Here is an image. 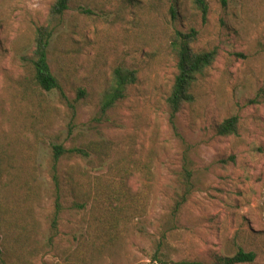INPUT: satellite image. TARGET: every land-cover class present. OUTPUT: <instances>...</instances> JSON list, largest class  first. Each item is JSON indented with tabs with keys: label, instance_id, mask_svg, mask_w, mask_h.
<instances>
[{
	"label": "rangeland",
	"instance_id": "374dc122",
	"mask_svg": "<svg viewBox=\"0 0 264 264\" xmlns=\"http://www.w3.org/2000/svg\"><path fill=\"white\" fill-rule=\"evenodd\" d=\"M90 1L92 15L75 5L50 48L73 117L58 92L36 87L24 61L54 0H0V264H151L181 193L183 147L166 105L177 27L196 29V49L219 54L197 102L178 116L193 147L195 191L170 237L173 261L232 255L237 243L264 255V0H207L206 24L192 0ZM121 66L137 69L138 82L100 121L101 97ZM233 116L239 137L218 136ZM56 145L88 153L65 160L62 173L74 170L91 200L76 211L66 194L54 235Z\"/></svg>",
	"mask_w": 264,
	"mask_h": 264
},
{
	"label": "trees",
	"instance_id": "16d2710c",
	"mask_svg": "<svg viewBox=\"0 0 264 264\" xmlns=\"http://www.w3.org/2000/svg\"><path fill=\"white\" fill-rule=\"evenodd\" d=\"M195 9L199 12L203 24L208 22L210 6L207 0H192ZM170 8L173 24L179 23L181 15L176 5ZM223 6H227L228 0H222ZM85 7L84 14L92 15L90 0H54L50 7L47 21L36 29L34 47L30 56L24 61L30 67L32 78L36 87L47 93L58 92L61 99L69 106L73 117L76 116V105L66 95L60 79L53 73L50 65V48L54 37L59 33L65 17L75 6ZM175 22V23H174ZM199 40V32L190 28L183 30L174 28L170 39V50L176 59V74L166 105L170 113V121L176 135L182 143L183 152L180 171L176 174V182L181 187V193L174 197L170 213L165 218L161 230L160 240L157 243L151 264H264V255L254 250H245L238 246L232 255H214L210 260H183L174 262V247L170 243V237L178 228L179 216L184 207L190 201L195 191L194 163L191 158L193 147L189 144L180 130H178V116L188 106L194 105L198 100V91L201 84L209 77L218 58V49L209 50L196 49ZM139 72L135 68L121 66L114 70L111 80L103 92L99 104V120H107L108 113L115 110L123 103L132 86L137 84ZM86 97L84 90H79L78 98ZM241 122L238 116L226 119L217 127V134L222 138L239 137ZM88 153L81 148L66 149L64 145L53 147L51 177L54 183L55 213L52 229L54 235L58 232L59 221L65 210V195L72 199L71 209L76 211H87L91 197L82 191V183L79 181L74 170H67L62 173L63 163L69 158H87ZM234 160V157H231ZM238 240V238H237ZM2 253L0 250V260Z\"/></svg>",
	"mask_w": 264,
	"mask_h": 264
}]
</instances>
